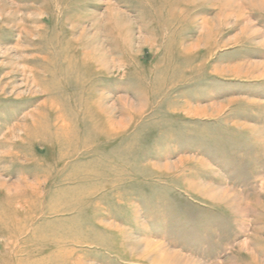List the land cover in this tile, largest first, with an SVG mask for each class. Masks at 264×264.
I'll return each instance as SVG.
<instances>
[{"label": "rangeland", "instance_id": "1", "mask_svg": "<svg viewBox=\"0 0 264 264\" xmlns=\"http://www.w3.org/2000/svg\"><path fill=\"white\" fill-rule=\"evenodd\" d=\"M0 264H264V0H0Z\"/></svg>", "mask_w": 264, "mask_h": 264}, {"label": "bare ground", "instance_id": "2", "mask_svg": "<svg viewBox=\"0 0 264 264\" xmlns=\"http://www.w3.org/2000/svg\"><path fill=\"white\" fill-rule=\"evenodd\" d=\"M29 187V186H28Z\"/></svg>", "mask_w": 264, "mask_h": 264}]
</instances>
